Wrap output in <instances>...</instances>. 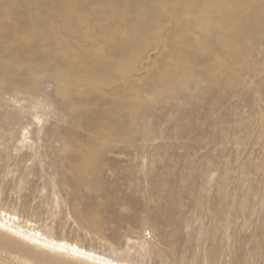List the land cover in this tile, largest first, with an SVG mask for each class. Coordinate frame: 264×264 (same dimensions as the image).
<instances>
[{
  "label": "rangeland",
  "instance_id": "rangeland-1",
  "mask_svg": "<svg viewBox=\"0 0 264 264\" xmlns=\"http://www.w3.org/2000/svg\"><path fill=\"white\" fill-rule=\"evenodd\" d=\"M0 211V264H264V0H0Z\"/></svg>",
  "mask_w": 264,
  "mask_h": 264
},
{
  "label": "bare ground",
  "instance_id": "bare-ground-1",
  "mask_svg": "<svg viewBox=\"0 0 264 264\" xmlns=\"http://www.w3.org/2000/svg\"><path fill=\"white\" fill-rule=\"evenodd\" d=\"M216 5H218V4H216ZM228 29V28H227ZM225 67V66H224ZM2 212L0 211V214H1ZM5 214V213H4ZM0 224L1 225H4L3 224V222H1L0 221ZM31 234H32V232H30ZM29 233V234H30ZM23 235H25V236H29V237H31V235H28V234H23ZM31 238H34V237H31ZM40 242H42V244L44 243V244H55V247H57V249H59V250H64L65 248H67V246H70V248L75 252V253H79V254H85L86 253V251L85 250H83V249H80L79 247H77L76 245H69L68 243H66V242H60V243H58V242H51V241H49V240H47L45 237L44 238H42V240H40ZM87 254H89V253H87Z\"/></svg>",
  "mask_w": 264,
  "mask_h": 264
}]
</instances>
